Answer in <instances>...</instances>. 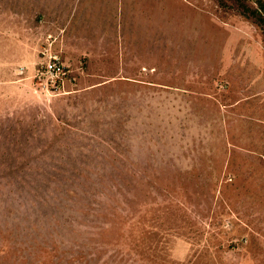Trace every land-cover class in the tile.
Returning <instances> with one entry per match:
<instances>
[{"label": "rangeland", "instance_id": "374dc122", "mask_svg": "<svg viewBox=\"0 0 264 264\" xmlns=\"http://www.w3.org/2000/svg\"><path fill=\"white\" fill-rule=\"evenodd\" d=\"M262 2L0 0V264H264Z\"/></svg>", "mask_w": 264, "mask_h": 264}, {"label": "built area", "instance_id": "2783aa9c", "mask_svg": "<svg viewBox=\"0 0 264 264\" xmlns=\"http://www.w3.org/2000/svg\"><path fill=\"white\" fill-rule=\"evenodd\" d=\"M46 61L41 65V69L38 71L39 79L45 81L47 85L55 91H58L65 82L70 78V68L65 65L61 56L57 54L46 55Z\"/></svg>", "mask_w": 264, "mask_h": 264}, {"label": "trees", "instance_id": "16d2710c", "mask_svg": "<svg viewBox=\"0 0 264 264\" xmlns=\"http://www.w3.org/2000/svg\"><path fill=\"white\" fill-rule=\"evenodd\" d=\"M253 15L257 18L258 25L264 27V2L260 3V8Z\"/></svg>", "mask_w": 264, "mask_h": 264}, {"label": "crops", "instance_id": "0c3cea01", "mask_svg": "<svg viewBox=\"0 0 264 264\" xmlns=\"http://www.w3.org/2000/svg\"><path fill=\"white\" fill-rule=\"evenodd\" d=\"M45 50L44 51H46L45 53H46V55H49V54H57V55H59V56H61V54H59V53H57V52H55V51H53V49H52V45L50 44V46H45V48H44ZM61 58L64 60V58L61 56ZM65 62V61H64ZM65 64H67L66 62H65Z\"/></svg>", "mask_w": 264, "mask_h": 264}]
</instances>
